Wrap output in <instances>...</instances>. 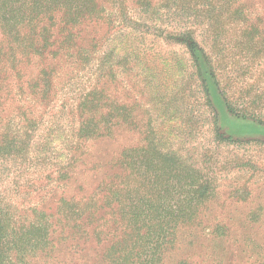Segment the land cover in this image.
Returning <instances> with one entry per match:
<instances>
[{
	"label": "rangeland",
	"instance_id": "obj_1",
	"mask_svg": "<svg viewBox=\"0 0 264 264\" xmlns=\"http://www.w3.org/2000/svg\"><path fill=\"white\" fill-rule=\"evenodd\" d=\"M89 4L100 13L79 43L94 50L74 46L73 15L52 13L35 91L13 86L0 100L1 199L52 224L33 264H109L108 249L130 234L125 188L156 192L174 166L208 181L209 193L191 220L171 224L157 264H264V0ZM2 27L1 45H14ZM222 87L234 109L226 116ZM237 115L262 132L235 126ZM65 201L105 208L74 228Z\"/></svg>",
	"mask_w": 264,
	"mask_h": 264
},
{
	"label": "trees",
	"instance_id": "obj_2",
	"mask_svg": "<svg viewBox=\"0 0 264 264\" xmlns=\"http://www.w3.org/2000/svg\"><path fill=\"white\" fill-rule=\"evenodd\" d=\"M68 1L32 0L30 3L29 0H0V26L2 23L3 33L11 35L14 43L10 46L9 41V44L5 41L7 47L0 43V100L12 95L13 86L22 92L28 85V88L35 91L37 83L34 80L36 67L34 62L50 58V56L42 55L45 50L46 39L43 34H45L46 26L41 25L47 22L52 13L57 11L65 12V15L68 13L69 16L73 15L70 17L71 23H67L74 32H77V35L73 32L69 33V36L73 38L74 46H78L79 50H94V45L86 48L79 43L81 26L86 19L88 21L98 19L100 9L95 4H89V0H73L72 4ZM4 8L11 14L18 11L21 17L15 15V20L5 18ZM39 26L42 29H39ZM24 34L28 35L26 40L23 38ZM221 91L226 98L223 100L224 106L218 104V107L222 106L224 116L234 113L232 102L226 96V89L222 87ZM216 98L221 100L219 92ZM239 118L242 119H239L235 126H242L243 129L252 128L255 133L262 132V128L250 123L246 115ZM213 119L217 127L216 117ZM222 125L218 127L219 131ZM249 134L253 133H240L242 136ZM219 137L223 138L224 135ZM90 139L92 138L85 136L84 143ZM6 145L7 143L3 148ZM152 160L158 161L156 158ZM166 169L167 172L162 171L163 178L156 187V192L143 193L141 190L130 191L128 188H125L123 192L121 189L126 194L119 203V208L130 229V234L121 241L120 250H112V247L108 249L109 264H157L160 258H156V249L162 248L167 243L166 239L170 236V229H172L171 224L191 220L203 199L207 198L210 187L207 184L208 181L202 183L201 177L177 166ZM109 190H112V187ZM111 193L114 194L115 191L112 190ZM80 205L81 203L65 201V214L62 215L67 224L74 228L88 227L89 216H94L101 207L105 208V205L94 206V213H90L89 207ZM106 207H110V203H107ZM93 232L95 234L96 229H93ZM52 233V224L47 213L34 211L33 216H21L14 213L10 205L0 196V264H33L38 253L50 248Z\"/></svg>",
	"mask_w": 264,
	"mask_h": 264
}]
</instances>
